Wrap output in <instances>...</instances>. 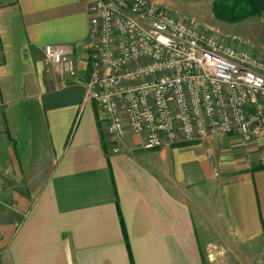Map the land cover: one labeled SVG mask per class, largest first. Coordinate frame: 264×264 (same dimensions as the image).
I'll use <instances>...</instances> for the list:
<instances>
[{
	"label": "crops",
	"instance_id": "obj_1",
	"mask_svg": "<svg viewBox=\"0 0 264 264\" xmlns=\"http://www.w3.org/2000/svg\"><path fill=\"white\" fill-rule=\"evenodd\" d=\"M91 0L0 5V264H205L212 247L264 246V138L213 136L117 152L85 101ZM235 36L264 53V13ZM73 47L76 75L44 60ZM220 253V252H219Z\"/></svg>",
	"mask_w": 264,
	"mask_h": 264
},
{
	"label": "built area",
	"instance_id": "obj_2",
	"mask_svg": "<svg viewBox=\"0 0 264 264\" xmlns=\"http://www.w3.org/2000/svg\"><path fill=\"white\" fill-rule=\"evenodd\" d=\"M85 101L117 152L127 134L154 150L213 136L264 138V56L151 0H91ZM73 47L45 45L46 63L74 77Z\"/></svg>",
	"mask_w": 264,
	"mask_h": 264
},
{
	"label": "rangeland",
	"instance_id": "obj_3",
	"mask_svg": "<svg viewBox=\"0 0 264 264\" xmlns=\"http://www.w3.org/2000/svg\"><path fill=\"white\" fill-rule=\"evenodd\" d=\"M7 0H0V5ZM157 7L163 8L165 12H169L174 16H178L183 20L193 23L195 27H201L208 32L216 33L220 35H230L231 38L238 40L240 44L245 45L249 50L258 56H264V53L260 52L255 47L248 43L239 40L235 33L230 30L236 29V24H230L220 21L215 18L212 13V3L214 0H151ZM258 17H249L241 20L245 22L247 20H254ZM1 113V112H0ZM1 119V116H0ZM0 120V137L3 128L1 127ZM0 162V211L5 207L8 200V192L12 187L11 180H9V172H5V168ZM220 252V253H219ZM205 264H264V246L254 245L252 247H229V250H221L220 248L212 247L209 255L205 254Z\"/></svg>",
	"mask_w": 264,
	"mask_h": 264
},
{
	"label": "trees",
	"instance_id": "obj_4",
	"mask_svg": "<svg viewBox=\"0 0 264 264\" xmlns=\"http://www.w3.org/2000/svg\"><path fill=\"white\" fill-rule=\"evenodd\" d=\"M212 13L220 21L237 24L249 17H260L264 13V0H214Z\"/></svg>",
	"mask_w": 264,
	"mask_h": 264
}]
</instances>
